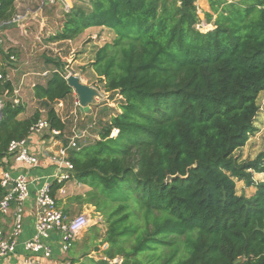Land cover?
I'll use <instances>...</instances> for the list:
<instances>
[{
	"label": "trees",
	"instance_id": "obj_1",
	"mask_svg": "<svg viewBox=\"0 0 264 264\" xmlns=\"http://www.w3.org/2000/svg\"><path fill=\"white\" fill-rule=\"evenodd\" d=\"M14 2L0 0V22L12 20ZM196 2L84 0L45 40H74L90 27L115 35L89 68L118 109H105L98 139L69 152L73 180L88 188L73 200L92 206L106 227L98 264H264V181L252 178L264 176V151L252 161L234 157L257 131L264 0H208L212 29L204 32ZM42 59L50 74L33 98L49 129L62 133L54 104L73 96L67 64ZM12 93L10 81L0 82L1 165L12 157L9 144L27 139L41 117L36 110L19 119L25 108ZM237 182L253 192L238 195ZM61 187L52 182L51 196ZM87 255L79 264H95Z\"/></svg>",
	"mask_w": 264,
	"mask_h": 264
},
{
	"label": "crops",
	"instance_id": "obj_2",
	"mask_svg": "<svg viewBox=\"0 0 264 264\" xmlns=\"http://www.w3.org/2000/svg\"><path fill=\"white\" fill-rule=\"evenodd\" d=\"M82 2H84V0H73L71 1V7L75 5H81ZM196 8L198 17L201 21L200 26L202 28L205 26H210L204 23V14L210 13L208 0H197ZM26 10L27 9L15 14L16 10L14 2L13 17H18L19 20L26 18L27 21L20 23L19 25L12 23L7 24L3 29V33L9 36V41L14 43V45L18 44H15L17 42H14L10 36L11 34L13 35V33L11 32L15 31V33H18L20 36L24 37V39H27L25 40L26 42H28V40L35 39L36 41H43L45 45L41 44L42 46H50L54 48H57L62 45L68 46V52L66 55L72 56L73 58L70 59L71 61L69 62V65H67V68L71 70L73 67H83L84 65H88L93 61V58H91V45H98L96 48L92 47V52L95 56V53L99 48H101L104 44L110 43L115 38L114 33L105 27H90L85 29L74 40L46 43L45 40L47 37L54 35L56 32L61 30L64 14L66 13V11L63 9L60 3H57L55 6H49L46 4V0H43L41 4L36 8V10ZM210 28L212 29L211 26ZM25 41H23L21 46H16V48H14V46H9L8 50L3 55V57H0V67L4 66V60H9L11 62L8 63V66L6 68V74L13 85V93L10 99H12L14 104L20 103L25 108L24 114L21 115L19 119L31 116L36 110L41 113L40 119H43L45 118L43 116L44 109L40 107V101H37L33 98V87L36 84H43L45 82L47 77H42L41 74L47 70L41 71L39 69V66H32V63L35 61V58L32 57L34 54L32 53V50L30 48L29 54L26 55V58L30 59V61L28 62V66L24 67L23 73L19 72L21 70L22 65L20 66V68H17L18 64L16 60L18 59V53L23 58H25V53L22 49H20V47L24 48L26 46ZM85 42L87 44L86 47L82 48L78 52V55L74 56V50L76 48L81 47V45ZM9 52L12 53V55L9 57V59H7L5 56ZM45 53L47 54V52ZM89 71L95 76L96 79H98L92 69L89 68ZM19 73L21 74L20 78H18V80H15L14 77L18 76ZM86 73L89 74V72ZM74 74H78L76 76H79L84 83L86 82V79H90L88 76H85V74L82 75V73L79 72H74ZM11 76L14 80L11 78ZM85 84H87V86H90L88 83ZM68 100L65 102L60 101L58 102L59 104L57 103V106L59 108V110H56L57 114L58 111L63 112L64 106L65 108L69 106ZM97 111L93 113V109L90 107L89 112L84 115L86 117H90L91 115L92 117L93 115L98 117L101 116L102 113L105 114L106 112L105 108L103 111ZM70 114H72V112H70ZM80 115L83 114L80 113ZM70 117L71 116L60 117L62 122L65 124V129L58 136L53 137L47 132H42L40 134H31L27 137V145L32 154L37 158V163L35 165H28L25 163L16 162L12 154V157L2 160L3 166L0 163V172L8 171L11 176H16L17 174H24L30 182V197L29 200H27V202L25 203L23 229L21 235L18 238V245L13 255L7 258L0 259V264H23L24 258L28 255V253L24 250L23 244L26 240L32 238L35 233V193L41 186L54 182L55 173L57 174L55 162L51 159L53 156L52 154L57 149L61 147H66L68 145L73 134L72 131L76 127V123L78 127L77 129H82L87 124L85 121L82 120L83 124H85L84 126H82V124L80 123L81 119H78V117H76L75 115H73L72 118ZM91 133L92 132L89 131V136L91 140L92 137L98 139L97 134L95 132H93V134ZM61 170L60 171L63 174L69 173L66 169L62 168ZM61 188L63 190V193L57 192L55 195V201L57 207L66 215L69 220L75 218L77 215L80 214L87 215L94 210L92 206L79 205L75 200H73L74 196L82 195L88 190V188L83 185H81V187L78 189L75 181L73 180V175L69 181L62 183ZM77 189L79 191H77ZM12 218L13 207H11L10 211L6 216L0 219L1 231L7 232L9 230ZM85 231H87L85 235H88L89 237L90 234L88 233V229H86ZM78 243L79 241L77 239L76 242L67 252H63L60 247V235L58 233H52L46 242V244L51 248V256L49 258H45L42 256V254H38L36 256L37 261L39 262V264H79L84 261V254L81 253V245H79ZM87 257L90 258L88 255Z\"/></svg>",
	"mask_w": 264,
	"mask_h": 264
},
{
	"label": "built area",
	"instance_id": "obj_3",
	"mask_svg": "<svg viewBox=\"0 0 264 264\" xmlns=\"http://www.w3.org/2000/svg\"><path fill=\"white\" fill-rule=\"evenodd\" d=\"M71 1L73 0H46V4L55 6L57 3H60L63 9L68 12L72 8ZM13 18L9 22H0V29L10 24ZM16 19L19 18L17 17ZM66 68L65 72L67 71ZM49 74L48 71H45L41 76L47 77ZM70 74L73 73H64V79L66 80L67 76ZM3 81H10V79L7 74L3 76L0 73V82ZM76 105L79 107L78 102H76ZM2 108L3 103L0 101V112ZM77 128L76 123V127L72 131L73 134L68 145L57 149L52 154L53 156L51 159L55 162L57 170V174L55 173L54 176V182L57 184L67 182L72 178L73 168L69 161V152L72 150H79L82 146L87 144L86 141L88 137H90V126L88 123L82 129ZM42 132H47L53 137L60 134V132L56 130L49 129V125L45 118L40 119L31 127L30 135L40 134ZM115 133L116 131L113 130L112 135ZM8 153L13 155L16 162L28 165H35L37 163V158L32 154L27 145V139L11 142L8 146ZM62 168L68 170L69 173L63 174L61 172ZM75 183L78 188L81 187L79 183ZM29 184L30 182L24 174L11 176L8 171L0 172V187L4 191L0 199V219L6 216L11 207H13V218L9 230L7 232L0 230V259L7 258L15 253L18 245V238L23 229L25 203L30 197ZM57 192L63 193L62 188ZM55 200V196L52 197L50 194V184L41 186L35 193V233L32 238L26 240L23 244L24 250L28 253L24 258L23 264H39L36 257L38 254H42L45 258L51 256V248L46 242L52 233H58L60 235V247L63 252H67L78 237L89 227V217L87 215L80 214L69 220L57 207Z\"/></svg>",
	"mask_w": 264,
	"mask_h": 264
},
{
	"label": "rangeland",
	"instance_id": "obj_4",
	"mask_svg": "<svg viewBox=\"0 0 264 264\" xmlns=\"http://www.w3.org/2000/svg\"><path fill=\"white\" fill-rule=\"evenodd\" d=\"M42 1L43 0H16L15 1V10H16L15 14L20 12V11H24L25 9H27L26 11H34L41 4ZM16 18L17 17L13 18V21L11 22L12 24H18L19 25L20 23L27 21L26 18L22 19V20H19ZM9 26H11V25H9ZM9 26H7V27H9ZM198 26H199V30L202 32L207 31V30H211L210 26H208L209 28L206 26L202 28L200 26V24ZM4 28L0 29V57L1 58L3 57V55L8 50L9 46H14V48H16V46H21L23 41L27 40V39H24V37L20 36L18 33H15V31L11 32V33H13V35L11 34L10 37L12 38V40L14 42H17L15 44H18V45H14V43L9 41V36H7L5 33H3ZM25 44H26V46L24 48L20 47V49H22L23 52L25 53V58H23L18 53V59L16 60L17 64H18L17 68H20V66L22 65L21 70L19 71L21 73L24 72V67H27L28 62L30 61L29 58H26V55L29 54L30 48L32 50V53L34 54L32 57L35 58V61L32 63V66L33 67L35 65L39 66V69L41 71L46 70V69H44V67H42V62H43L42 58H43V54H46L45 52H47V54H46L47 57L48 56L51 57V55L60 56L62 61L66 62L67 65H69V62L71 61L70 59L73 58L72 56L66 55L68 52V46H66V45H62V46H59L57 48L50 47V46H42V45H45L43 43V41H36L35 39L28 40V42L25 41ZM86 45L87 44L85 42L84 44L81 45V47L76 48L74 50V54H75L74 56L78 55L79 54L78 52L82 48H85ZM97 46L98 45H91V47H90L91 54H92L91 58H93V60H94V57H93L94 53L92 52V47L96 48ZM34 51H36V52H34ZM8 62H9L8 60H4L3 64L6 65ZM89 64L84 65L83 67H77V68L73 67L72 70L66 68V70L69 73H73V74H74V72L82 73V75L85 74V76H88L90 78V79H86L85 83H88L90 86L93 85L94 87L99 88L100 91L103 93L105 98L102 101H100L97 106L91 107L93 109V113H95L99 109L100 110L97 112L103 111L104 108L105 109L109 108L110 110H115V112H116V110L118 109V102H119L118 99L119 98H117L115 96L111 97L110 95L103 92L101 85L97 81L98 79H96L95 76L89 71ZM67 71L65 72V74H68ZM86 72H89V74H87ZM20 75L21 74L19 73L18 76L14 77V79L18 80V78H20ZM75 75H78V74H75ZM11 78L13 79L12 76H11ZM5 100H7V98L0 97V101L2 103H4ZM10 100H12V99H10ZM68 101H69L68 102L69 106L67 108H65V106H64L63 112L58 111L59 116L60 117L71 116L70 118H72L73 115H75L76 117H78V119H81L80 123L82 124V126L85 125V124H83L82 120L85 121L86 123H88V125L90 126V132H92L91 134H93V132L96 133L99 130V127H101L103 124H105L109 119V118H107V119L101 118L104 116L103 113L101 116H98V117L95 115H93V117H92V115L90 117L89 116L86 117L84 114L80 115V113L78 111L79 107L76 105L77 99H76V96L74 93H73V97H70ZM256 102H257V105L259 108L258 109L259 112H258V116L256 118V124H255L257 131L252 136H250L248 138L244 147L240 148L239 150H237L234 153V157L238 158L240 161H242V160H250V161L255 160L264 151V90L258 95ZM40 107H42V106L40 105ZM54 108H55V110H57V109L59 110L57 103L54 104ZM73 109H74V113H73ZM70 112H72L73 115L70 114ZM113 113H114V111H113ZM43 116H45V111H43ZM115 135H116V133L113 135L111 134V136H115ZM93 140H95L94 137H92V140L90 137H88L86 142H87V144H89ZM252 178L254 181H259V182L264 181L263 175L253 174ZM78 189H77V191H79ZM236 190H237L238 195L243 194L245 196H249L253 192V190H251L250 188H247L243 182H237L236 183ZM87 216L89 217V227L87 228L88 231L91 230V228L93 226H97L98 232L96 233V235L94 234V232H92V235H89V237H90V239H89L88 235H85V233L87 231H84L81 234V236L78 237V241H79L78 244L81 245V250H80L81 253L82 254H84V253L88 254V256L91 259H93L94 263L98 264V262L100 260L99 250H103L105 248L104 246H101L100 243H101L102 239L104 238L106 227L102 221V218L98 214H96L94 212V210L91 211L89 214H87ZM99 220L102 222V224L100 226L98 224ZM94 238H97V239L93 240ZM115 262H116V260L111 262V264H115Z\"/></svg>",
	"mask_w": 264,
	"mask_h": 264
},
{
	"label": "water",
	"instance_id": "obj_5",
	"mask_svg": "<svg viewBox=\"0 0 264 264\" xmlns=\"http://www.w3.org/2000/svg\"><path fill=\"white\" fill-rule=\"evenodd\" d=\"M66 83L75 94L77 102L79 104V112L82 114H87L90 110V107L98 105V103L104 99V95L99 88L94 86H87L85 83H83L80 77L74 74H70L67 76ZM170 180L171 177H168L167 181ZM98 224L100 226L102 222L99 220Z\"/></svg>",
	"mask_w": 264,
	"mask_h": 264
}]
</instances>
